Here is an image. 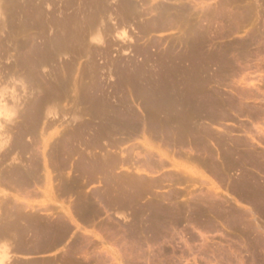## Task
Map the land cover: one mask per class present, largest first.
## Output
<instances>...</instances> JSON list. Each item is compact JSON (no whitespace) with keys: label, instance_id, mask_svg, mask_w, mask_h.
<instances>
[{"label":"rangeland","instance_id":"rangeland-1","mask_svg":"<svg viewBox=\"0 0 264 264\" xmlns=\"http://www.w3.org/2000/svg\"><path fill=\"white\" fill-rule=\"evenodd\" d=\"M104 1L0 0V264H264V0Z\"/></svg>","mask_w":264,"mask_h":264},{"label":"bare ground","instance_id":"bare-ground-1","mask_svg":"<svg viewBox=\"0 0 264 264\" xmlns=\"http://www.w3.org/2000/svg\"><path fill=\"white\" fill-rule=\"evenodd\" d=\"M96 1H97V0H96ZM105 1H106V0H105ZM105 1H104V2H105ZM9 2H10V4H9L10 6H9V5H8V6L11 8V12H12V14H13V16H12L13 22H14V16H16V18H19V21H18V22H14V23L17 24V26H19L20 28H21V27H24V26L26 25V21L21 17V16H22V11H23L22 9L24 8V5H23V3H22L23 0H9ZM38 2H39V1H38ZM130 4H131V3H130ZM122 5H123V4H122ZM100 7H101V6H100ZM131 7H132V6H131ZM119 8H120V7H119ZM37 9H38V8H37ZM64 9H65V8H64ZM123 9H124V8H123ZM125 9H126V8H125ZM40 10H41V9L39 8V11H37V12L34 11V12H35V16H37V18H38V16H39L38 14H41V13H42L41 11L44 10V8H43L41 11H40ZM78 10H79V9H78ZM0 11H1V9H0ZM47 11H48V10H47ZM115 11H116V10H115ZM32 12H33V11H32ZM44 12H45V10H44ZM36 13H38V14L36 15ZM182 13H183V12H182ZM182 13H181V14H182ZM10 14H11V13H10ZM12 14H11V15H12ZM75 14H76V13H75ZM32 15H33V14H32ZM41 15H44L43 17H46V14H41ZM47 15H48V14H47ZM133 15H134V14H133ZM18 16H19V17H18ZM159 16H160V15H159ZM159 16H158V17H159ZM165 16H166V14H165ZM178 16H180V15H178ZM178 16H177V17H178ZM40 17H41V16H40ZM40 17H39L38 19L41 21ZM106 17H107V16H106ZM161 17H162V15H161ZM161 17H159V18H161ZM184 17H185V16H184ZM184 17H183V18H184ZM35 18H36V17H35ZM37 18L35 19V22H36V23L38 22V21H36V20H38ZM59 18H60V17H59ZM162 18H164V16H163ZM167 18H168V16H167ZM181 18H182V16H181ZM22 19H23V20H22ZM27 19H28V18H27ZM44 19H45V18H44ZM46 19H48V17H47ZM170 19H171V18H170ZM170 19H168V20H170ZM172 19H176V16H175V18H172ZM158 20H159V19H157V21H158ZM163 20H164V19H163ZM163 20H162V21H163ZM183 20H184V19H183ZM30 21H31V22H30ZM30 21H29V24L32 23V19H31ZM40 21H39V22H40ZM44 21H45V20L42 19L41 23L43 22V23H45V25L49 23V22H48V23L46 22L47 20H46L45 22H44ZM100 21H101V20H100ZM116 21H117V20H116ZM159 21H160V20H159ZM159 21H158V22H159ZM165 21H167V20H165ZM13 22H11V23H13ZM35 22H33V23L35 24ZM33 23H32V24H33ZM27 24H28V23H27ZM29 24H28L27 26H29ZM34 24H33V26H36V25H38V24H39V25H43V24H40V23H37L36 25H34ZM90 24H91V23H90ZM13 25H14V24H13ZM39 25H38V26H39ZM49 25H50V24H49ZM102 25H103V24H102ZM156 25H157V24H156ZM94 26H95V25H94ZM19 27H18V29H20ZM42 27L45 28L44 26H42ZM46 27H47V25H46ZM49 27H50V26H49ZM27 28H28V27H27ZM43 28H42V29H43ZM23 29H25V28H23ZM26 30H27V29H26ZM2 31H3V30H2ZM37 34H38V33H37ZM33 36H36V35L33 34ZM33 36H30V38L33 37ZM50 37H51V36H50ZM84 37H85V36H84ZM26 39H27V38H26ZM32 40H33V38H32ZM11 41H12V40H11ZM12 42H13V41H12ZM59 43H60V42H59ZM9 44H10V43H9ZM46 46H47V45H46ZM35 51H36V50H35ZM60 51H61V50H60ZM58 52H59V51H58ZM46 55H47V54H46ZM55 56H56V55H55ZM49 58H50V56H49ZM44 62H45V61H44ZM119 84H120V83H119ZM122 87H123V86H122ZM52 100H53V99H52ZM220 104L223 105V103H220ZM110 107H112V106H110ZM197 107H198V106H197ZM200 107H201V105H200ZM200 107H199V109H200ZM220 107H221V106H220ZM223 107H224V106H222V108H223ZM114 108H115V107H114ZM222 108H221V109H222ZM51 110H52V109H51ZM131 110H132V109H131ZM199 111H200V110H199ZM199 113H200V112H199ZM196 115H197V113L195 114V116H196ZM199 116H200V115H199ZM198 118H199V117H198ZM157 119H158V118H157ZM189 119H190V118H189ZM189 119H186L184 122H181V123H180L183 129H184V126H187L186 130H187L188 132H189L190 128H192V126L194 125V123H193V125L191 126V123H192V122L189 121ZM150 121H152V120H149V121H148L149 123L147 122L146 124H147V127L149 128V129H148V128H147V129H148L149 131H152V128H154L153 125H157V124H158L157 122H159V120H158L157 122L154 120V121H155L154 124H153L152 122H150ZM154 121H153V122H154ZM161 121L163 122V120H160V122H161ZM188 121L191 122V123L189 124ZM195 121H196V120H193V122H195ZM164 122H165V121H164ZM142 123H143V122H142ZM142 123H141V124H142ZM150 123H151V125H149ZM86 124H87V123H86ZM109 124H110V126H111L110 129H109V135H108V136L106 135V136L108 137V138H107L108 140L112 138L111 141L113 142L114 140L117 139L118 133H121V131H123V129H122V128L119 129V127H122V126H119V127H118V126L115 125V123L112 122V121H110ZM159 124H161V123H159ZM159 124L157 125V128L159 127L160 129H163V124H162V126H160ZM166 124H168L167 121H166ZM169 124H171V123H169ZM148 125H149V126H148ZM189 125H190V127H189ZM196 125H197V123H196ZM123 126H124V125H123ZM125 126H126V125H125ZM125 126H124V127H125ZM151 126H153V127L151 128ZM166 126H167V125H165L164 128H165ZM124 127H123V128H124ZM141 127H142V126H141ZM141 127H139V130H140ZM167 127H168V126H167ZM167 127H166V129H167ZM203 127L205 128V126H203ZM104 128H105V127H104ZM157 128H156V129H157ZM168 128H169V129H167V132L170 130V127H168ZM193 128H194V127H193ZM160 129H158V130H160ZM166 129H163V133L166 132V131L164 132V130H166ZM194 129H195V128H194ZM196 129H197V127H196ZM118 130H120V131L117 132ZM124 130H125V129H124ZM127 130H128V129H127ZM134 130H135V129H134ZM146 131H147V130H146ZM161 131H162V130H161ZM197 131H198V129H197ZM98 132L101 133V131H98ZM154 132H155V129H154V131L151 132V133L153 134ZM156 132H157V131H156ZM190 132H191V130H190ZM146 133H147V132H146ZM194 133H195V132H194ZM198 133H199V131H198ZM103 134H104V133H103ZM153 135H154V134H153ZM155 135H157V134H155ZM158 135H159V133H158ZM204 135H205V134H204ZM106 136H105V138H106ZM195 136H196V135H195ZM205 136H206V135H205ZM205 136H203V137H205ZM102 137H103V136H102ZM120 137H121V136H120ZM203 137H202L201 139H205V138H203ZM103 138H104V137H103ZM199 138H200V137H199ZM178 139H179V138H178ZM182 139H183V137H182ZM102 140H103V139H102ZM108 140H107V141H108ZM117 140H119V139H117ZM121 140H122V139H120V141H121ZM179 140H180V139H179ZM184 140H185V139H184ZM184 140H180V141H184ZM186 140H187V139H186ZM192 140H193V139H192ZM120 141H118V143H119ZM194 141H195V140H194ZM115 143H117V142H115ZM118 143H117V144H118ZM195 143H197V142L195 141ZM207 143H208V141H207ZM109 144H110V143H109ZM101 145H102V144H101ZM196 145L199 146L198 143H197ZM205 145H207V144H205ZM199 147L202 148L203 146H199ZM202 149H205V148H202ZM206 149H207V148H206ZM106 151H107V150H106ZM109 151H111V150H109ZM109 151H108V153H109ZM114 152H115V151H114ZM210 152H212V151H210ZM85 153H86V152H85ZM85 153H84V154H85ZM148 153H149V152H148ZM84 154H83V155H84ZM105 154H106V153H105ZM211 154H212V156L214 157V152L211 153ZM84 156H85V155H84ZM84 156H83V157H84ZM92 156H93V154H92ZM105 156H106V155H105ZM105 156H104V157H105ZM198 156H199V155H198ZM107 157H108V160H107V161H108V164H107V165H106L107 161H106V160H103V158L101 159V160H102V161H101L99 158L96 159V157H95V158L93 157V159H91V161H92V165H89V166H90V167L93 166V164H94V162H95L94 165H96L97 167H95V166H93V167H94L95 169H98V167H99L100 170H98V171H99V173H100V171H101L102 169L106 171V168H105V167H107L108 169L110 168V169H112V171H113L114 168L117 166L118 163L120 164V163H122V162H124V161H127V157H126V156H125L126 158H123V159H122V158H120V156H118V155H116V154H113V155H112V154H107ZM209 157H210V159H211V156H210V155H209ZM220 157H221V156H220ZM105 158H106V157H105ZM200 158H201V157H200ZM215 158H216V156H215ZM160 159H161V158H160ZM201 159H202V158H201ZM210 159H209V161H210ZM219 159H220V158H219ZM148 160L151 161L152 159L150 160L149 157H148V159H146L144 162L142 161V165H145V164L149 163V164H148V166H149V165L154 161V160H152L151 163H150ZM215 160H216V159H215ZM215 160L212 161V159H211L212 162H214ZM221 160L223 161V159H221ZM224 160H225V159H224ZM228 160H229V159H228ZM128 161H129V160H128ZM197 161H199V160H197ZM201 161H202V160H201ZM201 161H199V163H200ZM206 161H207V162H206ZM209 161H208V159H205V162H206V163H209ZM216 161H217V160H216ZM89 162H90V161L88 160V163H89ZM104 162H105V163H104ZM202 162H203V161H202ZM84 163H85V162H84ZM90 163H91V162H90ZM103 163H104V164H103ZM203 163H204V162H203ZM203 163H202V164H203ZM215 163H216V162H215ZM220 163H221V162H220ZM220 163H219V162L217 163V165H218L217 169H219V170H215V169H216V168H215L216 166L214 167V165H213V168H214L215 172H216V171L218 172V171H220V170L222 169V168H221L222 165H221ZM153 164L156 166L155 161L153 162ZM212 164H213V163H212ZM222 164H223V162H222ZM228 164H229V161H228ZM228 164H227V165H228ZM208 165L211 166L210 163H209ZM150 166H151V165H150ZM150 166H149V167H150ZM219 166H220L221 169L219 168ZM87 167H88V165L86 164V168H87ZM90 167H88V168H90ZM152 167H153V166H152ZM207 167H208V166H207ZM84 168H85V167H84ZM104 168H105V169H104ZM224 168H225V171H226V169H227V171L229 170V167H227V168L224 167ZM209 169L211 170V168H209ZM91 170L93 171V169H91ZM95 171H96V173L98 172L97 170H95ZM225 171H223V172H225ZM102 172H103V171H102ZM106 172H108V171H106ZM125 172H126V171H125ZM125 172H124V175L127 176V174H125ZM131 172H132V171H131ZM133 173H134V172H133ZM128 176H129V174H128ZM128 176H127L126 178L129 179ZM133 176H134V175H133ZM181 177H182V176H181ZM110 178H111V177H110ZM136 178H137V177H136ZM114 179H115V178H114ZM125 180H126V179H125ZM110 181H111V180H110ZM129 181H130V179L128 180V182H129ZM131 182H133V181L131 180ZM117 183H118V182H117ZM125 183H126V182H125ZM125 183H124V184H125ZM129 183H130V182H129ZM126 184H127V183H126ZM126 184H125V185H126ZM133 184H134V182H133ZM147 184H148V183H147ZM154 184H155V183H154ZM158 184H159V183H158ZM117 185H119V184H117ZM131 185H132V183L129 184V188L131 187ZM156 185H157V184H156ZM156 185H154V186H156ZM127 186H128V184H127L125 187L127 188ZM134 186H135V188H137L136 185H134ZM157 186H158V185H157ZM115 187H116V185H115ZM132 187H133V186H132ZM144 187H146V188L148 187V186H146V182H145V185L142 184V188H144ZM149 187H151V186H149ZM133 188H134V187H133ZM146 190H148V188H147ZM148 192H149V191H148ZM131 193H132V192H131ZM127 197H128L129 199H132L131 197H133V196H132V194H130V196L128 195ZM164 197H165V196H164ZM131 205H132V204H131Z\"/></svg>","mask_w":264,"mask_h":264},{"label":"crops","instance_id":"crops-1","mask_svg":"<svg viewBox=\"0 0 264 264\" xmlns=\"http://www.w3.org/2000/svg\"><path fill=\"white\" fill-rule=\"evenodd\" d=\"M159 17H160V16H159ZM170 20H171V22H172L173 25H174V24H176L177 26L179 25V22H178L177 19L175 20V19H172V18H171ZM222 103H223V102H222ZM220 106H221L220 108H222V106H224V105L220 104ZM224 107H225V106H224ZM222 109H223V108H222ZM193 120H198V119H196V116H195V117H192L191 120L189 119V121L192 122V123H191V122L188 121L189 124L191 123V126H192L193 123H194V125L192 126V128H190L191 132L189 131L188 134H187L186 136H183L182 134L178 136V138H179L180 140H184V139H185V140H184V141H180V140L177 138L176 141L184 145V144H186V143L188 144V142H190V141L193 139L192 141H193L194 143H195V141H196V142L198 143L199 146H203L202 148H205V149H206V148L208 147V145H205V144H207V143H206V139H201V138H202L203 136H205V135H204V133H202V132L199 131L198 126L196 125V122H193ZM189 127H190V125H189ZM193 127H194L195 129H194ZM196 127H197L199 133H198ZM194 132H195V133H194ZM190 134H191V136L189 137L188 135H190ZM195 135H196V136H195ZM182 137H183V139H182ZM199 137H200V138H199ZM203 138H206V137H203ZM186 139H187V140H186ZM194 140H195V141H194ZM197 143H195V148H196V149L199 148V146L196 145ZM202 148H201V149H202ZM205 149H204V150H205ZM202 150H203V149H202ZM211 151H212V150H211ZM206 152H208V148H207ZM211 153H213V152H209V155L211 156V159H212V161H213V160H215L216 158H215V154H214V157H213ZM85 156H86V155H85ZM149 156H150V155H149ZM200 157H201L202 159H201ZM194 158H195V162H196V164H197L198 166H202V167H205V168H207V166H208V168H211V171H212L213 173L220 174V175H221V176H220L221 178L223 177V174H224V177H225V178L228 177V171H227V169H226V171H225V168H224V167H226V168L229 167V165H227V164H228V156H227V157L221 156L220 159H218L217 161L215 160L214 162H212L211 159H210V157H208V158L210 159V161H209V159H208L207 157H205L204 155L195 156ZM149 159H150V157H149ZM205 159H208V161H209V163L211 164V166L208 165L209 163H206L207 161L205 162ZM221 159H223V161H222ZM224 159H225V160H224ZM197 160H199V161L202 160L204 163H203L202 161L199 163V161H197ZM148 161H149V160H148ZM151 161H152V160H151ZM151 161H149V162L151 163ZM90 162H91L90 165H92V161H91V159H90ZM153 162H154V161H153ZM153 162L150 164L151 166L149 165L150 167H152V166L155 167V165L153 164ZM215 162H216V163H215ZM218 162H219V163L221 162L220 164L222 165V167H221L222 169H221L220 166H219V168H220L221 170L218 171V172H217V171L215 172V170H219V169H217V167H218L217 163H218ZM222 162H223V164H222ZM202 163H203V164H202ZM212 163H213V164H212ZM94 164H95V162H94ZM94 164H93V166L97 167V166L94 165ZM148 164H149V163L145 164L144 166H148ZM155 164H156V166H157V165H162V164H163V161L160 160V159H158L157 161H155ZM213 165H214V167L216 166V167H215V168H216L215 170H214V168H213ZM93 166L90 167L91 169H93V172H94L95 170H97V171L100 170L99 167H98V169H95ZM149 166H148V167H149ZM223 171H225V172H223ZM192 172H193V170H192ZM181 176H182V177H181ZM179 178H180V179H185V174H184V172H181V174L179 175ZM129 182H130V181H129ZM129 182L127 183V181H126V183H127L128 185H129L130 183H132V182H130V183H129ZM155 182H156V184L159 186L160 183H161V180H160V179H155ZM126 183H125V184H126ZM158 183H159V184H158ZM127 184H126V185H127ZM156 184H155V185H156ZM126 185H125V186H126ZM157 185H156V187H157ZM127 187H128V186H127ZM131 187H132V185H131Z\"/></svg>","mask_w":264,"mask_h":264}]
</instances>
